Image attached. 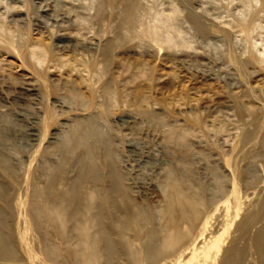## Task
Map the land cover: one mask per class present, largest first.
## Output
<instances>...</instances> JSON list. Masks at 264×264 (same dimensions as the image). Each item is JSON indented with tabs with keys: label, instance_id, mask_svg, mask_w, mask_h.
<instances>
[{
	"label": "rangeland",
	"instance_id": "374dc122",
	"mask_svg": "<svg viewBox=\"0 0 264 264\" xmlns=\"http://www.w3.org/2000/svg\"><path fill=\"white\" fill-rule=\"evenodd\" d=\"M0 128V264H85L98 193L138 218L122 233L115 212L110 258L92 224L88 264H156L188 206L177 190L205 214L233 184L214 264H264V0H0Z\"/></svg>",
	"mask_w": 264,
	"mask_h": 264
},
{
	"label": "bare ground",
	"instance_id": "6f19581e",
	"mask_svg": "<svg viewBox=\"0 0 264 264\" xmlns=\"http://www.w3.org/2000/svg\"><path fill=\"white\" fill-rule=\"evenodd\" d=\"M96 146H97V143H96ZM90 153L89 155L91 156L89 157V161L91 159L90 161L91 163L90 162L89 163L90 165H93L95 164V163L92 164V161L95 162L94 161L95 159L93 157L94 155H92L93 151H92V154ZM95 157L97 156L95 155ZM153 158L155 159V157ZM110 165L113 166L112 164ZM93 167L95 168V170L93 169L95 171V173L93 172V174L95 176V179H97L99 177L98 169L96 168L95 165H93ZM152 168H155V167H152ZM166 174L167 173H165V175ZM119 178L120 177L116 174V171L114 170V168L109 167L108 179L111 184L109 188L111 190L110 195L112 196H114L119 191V185H120ZM163 178H166V177H163ZM164 181H166V179H164ZM231 188L232 190L230 191L228 198L224 202H218L217 206H215L211 210H207L205 214H201L200 211L197 209L196 204L192 201L186 200L183 195V192L179 189L178 190L176 189L178 192L182 193L180 194V197L185 202L184 204H187L189 207L187 206L181 212L179 211V215H178L176 222L174 224H170L169 229L170 231L174 233V237L170 236L169 234H165V236L162 239H160L161 247L164 244V247H171L173 249L171 250V252L160 254L158 258L155 260L156 261L155 263L156 264H214L215 257L220 252L223 246L222 235L226 229V226L228 225L232 217L238 215V210L240 208L239 200L235 194L236 191H235L234 184L232 185ZM76 191H77V188L74 187L71 192L62 191L58 193L56 197L54 198V201L50 205V208L52 212V219L55 220L56 223H60V221H62L63 219V212H62L63 206L62 205L64 204V202L68 203L70 199L69 195L73 194V196L75 197ZM178 192H177V196H178ZM100 197H101L100 193H98L95 199L91 198L90 200L91 203L87 204L85 207L82 208V209L86 208L90 214L89 219H87L85 223L80 224L78 226V229L80 232L79 239H80V244L82 245L81 248H82V253H83L82 255L80 254L78 258L79 260H82L83 263L85 264L91 263L92 261H95L98 258V249H96L98 245L97 240L93 239L92 237H90L89 234H87L89 233L88 229L90 228L92 224L97 225L99 233L105 237L104 250L107 253L108 258H110L111 253H112L110 235H111L112 228L115 225L117 226L116 220H118L117 219L118 215H116L115 212L122 211V213L125 214L127 217L126 224L123 223V226H121L122 229L120 231H122V233L125 232L126 228H129V226L132 225L133 221L136 220V218H138V214L135 212V208L134 207L132 208L128 204H126V206L121 207L118 204L113 203L112 206L113 208H115V211L113 214H111L109 211L105 209V205L102 202V200L100 201L97 200V198H100ZM80 204H83V200L82 202L80 200ZM173 206L174 205H172V207ZM168 207H171V206L168 204ZM174 208H178V205L177 207L174 206ZM216 214L218 215L219 219L215 218L216 219L215 222L219 220V227L221 228L222 233H219L217 231V232H211L208 234L207 232L210 229L209 226L210 224L212 225L210 221L213 216L215 217ZM1 225L3 226V221L1 220V216H0V226ZM186 231L190 233L189 236L187 235V238H185ZM206 233L208 235H206ZM153 242L155 244L158 243V241L156 240H154ZM176 243H180V244H178V246L176 247ZM5 247H6V244L4 240L0 238V257L7 254ZM85 247H89V249H92V251L90 250V252H86L84 250ZM0 260L4 261L5 259L0 258ZM222 264H226V263L222 262Z\"/></svg>",
	"mask_w": 264,
	"mask_h": 264
}]
</instances>
